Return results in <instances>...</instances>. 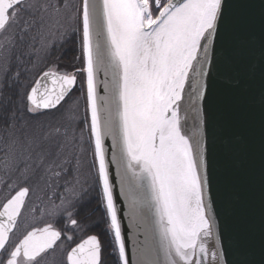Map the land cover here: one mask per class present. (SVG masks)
<instances>
[{
	"label": "snow or ice",
	"instance_id": "6c2138e0",
	"mask_svg": "<svg viewBox=\"0 0 264 264\" xmlns=\"http://www.w3.org/2000/svg\"><path fill=\"white\" fill-rule=\"evenodd\" d=\"M24 4L0 0V34L19 22ZM29 7H36L37 14L22 21V32L37 28L47 54L51 44L45 18L49 10L58 15L69 5L58 0ZM75 15L81 67L42 70L24 95L25 110L33 117L60 111L77 88L78 75L83 77L84 123L98 162V195L118 264L130 261L110 165L117 170L129 227L136 230L131 264H250L243 244L229 234L214 176L215 148L223 131L215 111L216 83L242 93L256 70L249 60V41L237 35L228 0H81ZM0 39V49L7 51L17 36ZM259 47L264 102V35ZM66 119L72 120L71 109ZM53 131L61 134L59 128ZM240 140L223 136L221 142L231 151ZM36 147V138L10 133L5 160L15 166L20 157L31 159ZM38 155L42 164L47 154ZM46 171L54 177L70 174L56 161ZM77 184L66 182L64 194L50 198L43 209L33 208L49 219L14 242L31 189H13L0 204V264H40L65 242L72 245L65 251V264H102L98 235L75 240L88 230L89 220L87 190H78Z\"/></svg>",
	"mask_w": 264,
	"mask_h": 264
},
{
	"label": "water",
	"instance_id": "95a60500",
	"mask_svg": "<svg viewBox=\"0 0 264 264\" xmlns=\"http://www.w3.org/2000/svg\"><path fill=\"white\" fill-rule=\"evenodd\" d=\"M228 11L239 38L249 41V60L256 70L242 93L221 81L216 83L215 111L223 131L216 143L214 176L229 234L243 244L250 264H264V102L259 73L264 0H228ZM223 136H239L238 148L226 150ZM109 170L131 264L136 230L129 227L132 222L126 218L128 210L120 195L115 165Z\"/></svg>",
	"mask_w": 264,
	"mask_h": 264
},
{
	"label": "rangeland",
	"instance_id": "374dc122",
	"mask_svg": "<svg viewBox=\"0 0 264 264\" xmlns=\"http://www.w3.org/2000/svg\"><path fill=\"white\" fill-rule=\"evenodd\" d=\"M70 1L72 0H62L63 3H67L69 5L68 9L65 10L62 8L61 12L58 15L56 13H52L53 18L51 20L47 19L48 21L45 22V26L47 27V29H50V32L48 33L45 32L47 42L50 44L57 43V40L62 35L63 36L66 35L65 33H67L69 31V27L72 26V21L70 19L72 15ZM25 2L28 3L27 5L42 4V0H26ZM56 3H58L57 0ZM12 25L8 28L7 32L9 30L10 31L12 30ZM5 34L6 33L0 34V36H4ZM40 45H41V39H40ZM77 45H79V41ZM25 50L26 49L12 48L11 51L13 52L10 51L11 54L10 53L7 54L8 50L5 51L3 49H0L1 52L0 53V114H1L0 119L6 115L8 117L9 115L8 120L10 121L11 125H13L11 121L14 120L16 123H21V125H19L21 127V132L29 131L30 135L28 137L36 138L37 147L35 149L41 148L42 150L41 153L47 154L45 157L46 159H44V161L46 162L41 164V163H37L39 162L37 161L34 164L35 167L32 168V171L35 169L34 173L32 174V177L36 179V181L38 182L37 183L35 182L33 185V189H32L33 197L32 199L30 198L28 200L29 203L27 202V205L22 212L23 219L22 220L20 219L18 221V224L20 225L24 224V219H28L27 214H30V211H32L33 208H39L40 200L38 198V194L40 192V189L43 188L42 186L49 187L50 175L46 174L48 172L46 171V169L48 165L53 162L52 160L53 157L59 154L60 150H64V157H67L64 159V162L66 163H69V160H71L75 154H77L78 157L80 156L81 154L80 146H82L86 150L85 162L81 163L82 161L80 160H77L78 162L76 161L77 162L75 168L76 174L74 175V177L70 182L75 183L78 180L79 184H81V182H84L85 178H88L93 174V170H94L92 156L88 146V135L86 132L87 126L84 123L85 117L87 115V111H86L87 107H86L85 98L84 100H82L83 92L81 89V84H79L77 88L73 91L71 98L67 101V103H65L64 107L60 111L52 110L47 112L46 114L33 117L32 114L27 113L25 110L26 101L24 100V95L29 90L31 84L40 74V72L42 70L47 69V67H44V63H45L44 60L45 59L47 60L45 54L46 51L42 48V45L41 47L36 49L35 54L39 56L38 57L36 56L37 59L34 61L35 62L34 66H32V68L29 70L31 71L34 70L35 68L32 76L28 81H24V80L22 81V79L19 80L17 79V77L11 78V76H9L10 79L6 80L7 75H9L10 70H12L11 68L13 67L12 65L13 61L17 58V56L21 51H25ZM26 51L30 52L28 50ZM49 52L51 53V51ZM52 55L51 57L48 56V58H52ZM29 56H30L29 54L26 55L25 59H27ZM52 66H56V65H52ZM18 69H21V67H18ZM16 86L18 88L21 87V89L18 90ZM5 94H7L9 97ZM20 94H21V99L13 98V96H17V95L20 96ZM69 109H71V114H72V120L70 122L66 119L67 110ZM23 110L25 112H23ZM84 110L86 114L84 113ZM13 112L16 113L13 114ZM13 116H15V119L12 118ZM80 119L83 120V124L81 125L79 122ZM56 128L60 129L61 134L57 135L54 133L53 130ZM65 131H67V137H65L64 135ZM60 146H63L62 149L60 148ZM51 180L54 179L51 178ZM79 184L76 185L77 189L79 187ZM49 202L50 201H48L47 206L49 205Z\"/></svg>",
	"mask_w": 264,
	"mask_h": 264
},
{
	"label": "flooded vegetation",
	"instance_id": "af4514ba",
	"mask_svg": "<svg viewBox=\"0 0 264 264\" xmlns=\"http://www.w3.org/2000/svg\"><path fill=\"white\" fill-rule=\"evenodd\" d=\"M78 38L79 37L77 36V43H78ZM59 70L66 71L64 69H59ZM8 117L4 116L3 118L0 119V202L2 201L0 204L5 202L6 198H8L10 194H14L13 189L18 190L19 187L27 186L30 187L31 191L29 193V197L26 199V204H25L26 207L28 200L30 198L32 199L33 197L32 196L33 185L35 182L36 183L38 182L36 181V179L32 177V174L34 173L35 170L34 169L32 171V168L35 167L34 164L37 161H39L37 163H40V158L38 154L41 153L42 150L41 148L35 149L31 159L20 157L17 160L15 166H9L8 162L5 160V154H4L5 143L8 139L9 134L13 133L16 137L23 138V137H28L30 135V132L29 131L21 132V127L19 126V124H17L18 126L16 127L15 126L16 122L14 121H11V123L14 125V127H11L13 125L10 124ZM7 125L8 128H5ZM86 132L88 135V146L91 152L94 170H93V174L90 177L85 178L84 182H81V184H79L78 190L81 187L87 190V199L89 201L88 230L86 232L78 234L75 237V240L76 242H79L80 239L86 238L87 235L90 234L98 235L102 244V264H118V259L113 252V243H114L113 237L111 233L108 231L106 225L105 209L102 203L100 202V197L98 195L99 189L97 186V171L95 169V157L93 153V147L89 142V132L87 129ZM80 147H81L80 156L78 157L77 154H75L73 158L69 160L70 164L64 162V159L67 158L64 157V150H60L59 154L53 157L52 159L53 161H56L58 163L63 162L64 164H66L64 166L70 170V174L61 175L60 177H54L50 173L49 174L48 172L46 173L47 175H50L49 187H44L41 185L43 188H41L42 190L40 189V192L38 194V198L40 200L39 208L43 209L47 207L50 198L55 199V196L64 194V187L66 182H70L72 179L71 180L68 179H70V177L73 178L74 175L76 174L75 168L78 162L77 160L82 161L81 163L85 162L86 150L82 146ZM51 178H53L55 181L51 180ZM27 216L28 219H24L23 225L17 224L15 234L12 236L13 242L19 238H22V235L26 231L32 230L33 227H43L44 222L49 219L47 216H44L42 220L41 215L39 213H33V211H30V214H27ZM20 219L22 220L23 216H21L19 220ZM70 246H72L70 245V242H65L62 249H57L55 253L45 256L41 260L40 264H65V251Z\"/></svg>",
	"mask_w": 264,
	"mask_h": 264
},
{
	"label": "trees",
	"instance_id": "16d2710c",
	"mask_svg": "<svg viewBox=\"0 0 264 264\" xmlns=\"http://www.w3.org/2000/svg\"><path fill=\"white\" fill-rule=\"evenodd\" d=\"M30 2H32V1H30ZM78 3L80 4L81 0L70 1L71 14H72L70 19L72 21V26L69 27V31L67 33H65L66 35H64V36L62 35L63 37L61 36L57 40V43L51 44V47L47 50V54L45 52L47 60L46 59L44 60L45 61L44 67H49L51 65H58L59 69H64L66 71H73L74 68L81 67L80 61L76 59L77 56L79 55V50H78V45H77L78 33L75 31L78 27V20H77L76 15H75V10H76L75 8H77ZM27 4L28 3L25 2L23 10L20 12V15L18 18L19 22L13 23L12 30L11 31L9 30L4 36H12L13 34H15L17 36L15 46L9 47L7 54H9V53L11 54V52H13V51H11L12 48H14V49L15 48L26 49V50L30 51L31 53L27 52L26 50L21 51L19 53L17 58L12 63V65H13V67L11 68L12 70H10V74L7 75L6 80L10 79L9 76H11V78H13V77L16 78V73H20V76L18 79L19 80L22 79V81L23 80L28 81L30 79V77L32 76L35 68H34V70H31V71H29V70L32 68V66H34V63H35L34 61L39 56V55L37 56L35 54L36 49L41 47V45H40V39L41 38L38 35V29L34 28L32 31L28 32L27 34H24L22 32V21L26 20V19H30L31 17H33L34 15L37 14L36 7L30 8L29 5H27ZM42 4H56V0H42ZM36 5H40V4H35L33 6H36ZM52 18H53V14L49 10V14L46 16L45 22L48 20H51ZM45 32H47V33L50 32V29H47L46 26H45ZM21 35L23 36V39H19V37ZM0 43H3V39H0ZM53 50H54V53H53ZM49 51H52L51 53L53 55ZM28 54L30 56L27 59H25L26 55H28ZM51 55H52V58H48V56L51 57ZM18 67H21V69H18ZM16 88L18 90L21 89V87L18 88L17 86H16ZM5 95H7V94H5ZM13 98L14 99H17V98L21 99V94H20V96L19 95L13 96ZM82 100H84V99H82ZM23 112H25V111L23 110ZM15 113L16 112H13V114H15ZM6 117H7V115H6ZM14 122H15V120H14ZM79 122H80V125L83 124L82 119H80ZM17 124L20 125V123H16V125H15L16 127L18 126ZM5 128H8V125ZM71 179H72V177H70V179H68V180H71Z\"/></svg>",
	"mask_w": 264,
	"mask_h": 264
}]
</instances>
